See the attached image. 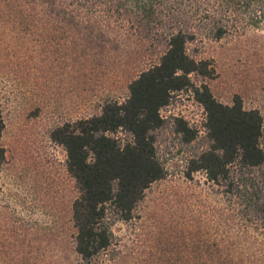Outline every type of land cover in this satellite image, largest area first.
<instances>
[{
    "label": "rangeland",
    "instance_id": "obj_1",
    "mask_svg": "<svg viewBox=\"0 0 264 264\" xmlns=\"http://www.w3.org/2000/svg\"><path fill=\"white\" fill-rule=\"evenodd\" d=\"M139 1L0 0V264H169L184 253L264 264V231L247 230L205 173L187 178L208 146L207 114L194 89L161 110L156 146L167 177L146 191L133 220L117 222L109 252L87 263L73 251L78 190L52 134L100 115L107 101H125L130 83L160 62L166 18L142 15ZM187 49L214 70L191 75L195 87L208 85L224 105L239 96L264 119V21L222 39L198 34ZM176 120L197 134L192 143L177 133Z\"/></svg>",
    "mask_w": 264,
    "mask_h": 264
},
{
    "label": "trees",
    "instance_id": "obj_2",
    "mask_svg": "<svg viewBox=\"0 0 264 264\" xmlns=\"http://www.w3.org/2000/svg\"><path fill=\"white\" fill-rule=\"evenodd\" d=\"M138 11L166 18L163 27L168 33L160 62L130 83L125 101H107L100 115L66 123L52 134L67 153V170L77 186L73 251L87 263L112 249L117 222L133 220L146 191L167 177L156 146V132L165 124L161 110L176 93L189 89L206 110L208 146L191 160L187 178L205 173L209 182L224 190L233 216L247 230L253 226L264 231V119L258 110H246L239 96L232 105H224L208 85L195 87L191 75L210 77L214 70L208 62L192 58L187 49L198 34L222 39L243 24L259 25L264 21V0H140ZM176 121L177 133L192 143L197 134L183 120ZM4 129L0 106V138ZM5 159L0 144V170ZM244 262L230 255L213 260L189 253L169 260V264Z\"/></svg>",
    "mask_w": 264,
    "mask_h": 264
}]
</instances>
